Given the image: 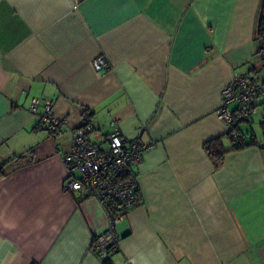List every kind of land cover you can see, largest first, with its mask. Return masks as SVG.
Returning a JSON list of instances; mask_svg holds the SVG:
<instances>
[{"label": "crops", "instance_id": "crops-1", "mask_svg": "<svg viewBox=\"0 0 264 264\" xmlns=\"http://www.w3.org/2000/svg\"><path fill=\"white\" fill-rule=\"evenodd\" d=\"M262 5L0 0V264H264V108L235 126L241 148L216 116L234 72L264 82ZM99 55L109 68L94 70ZM46 101L62 125L39 122ZM82 126L94 142L117 129L148 145L131 169L138 202L105 256L92 244L103 209L62 185ZM218 136L215 168L203 146Z\"/></svg>", "mask_w": 264, "mask_h": 264}, {"label": "built area", "instance_id": "built-area-1", "mask_svg": "<svg viewBox=\"0 0 264 264\" xmlns=\"http://www.w3.org/2000/svg\"><path fill=\"white\" fill-rule=\"evenodd\" d=\"M106 60L104 55L94 58L91 62L94 70L109 68ZM219 94L216 116L231 128L237 122L249 119L258 99H261L264 108V82L252 73L234 72ZM30 102V110L36 113L38 99L32 98ZM52 105V101L44 103L39 121L51 126L62 125L65 121L51 113ZM89 132L88 126L72 131L69 150L61 159L66 168L62 185L65 192L85 190L87 196L97 201L103 209L107 225L95 236L92 244L100 256H105L117 250L116 224L138 202V182L131 169L142 161L148 145L140 137L126 139L117 129L107 134L103 142L90 140ZM232 141L233 146H237L242 142V135L234 133Z\"/></svg>", "mask_w": 264, "mask_h": 264}, {"label": "trees", "instance_id": "trees-1", "mask_svg": "<svg viewBox=\"0 0 264 264\" xmlns=\"http://www.w3.org/2000/svg\"><path fill=\"white\" fill-rule=\"evenodd\" d=\"M259 24H258V37L264 41V5H262V10L260 13V17H259ZM262 48H264V44H262ZM262 61H264V58H262ZM40 122V121H39ZM238 123V122H237ZM234 124L229 132L230 134V140L231 142L233 139V131L235 130V126L237 125ZM52 128L51 125H48L47 129ZM245 145V142L242 139V142L240 144H238L237 146H233V148H241L242 146ZM205 153L209 156L213 166H215V168H219V165L222 163V160L224 158V153L225 150L223 148V144L221 142V137L218 136L217 138H212L210 140H207L203 146ZM14 159V158H13ZM18 160H23V156L20 155L17 157ZM10 159L4 160L0 162V179L1 177L3 178L6 174V166H7V162H9Z\"/></svg>", "mask_w": 264, "mask_h": 264}, {"label": "rangeland", "instance_id": "rangeland-1", "mask_svg": "<svg viewBox=\"0 0 264 264\" xmlns=\"http://www.w3.org/2000/svg\"><path fill=\"white\" fill-rule=\"evenodd\" d=\"M242 132H244V133H245V135H248V133H246V131L242 130ZM232 144H233V142H232Z\"/></svg>", "mask_w": 264, "mask_h": 264}]
</instances>
